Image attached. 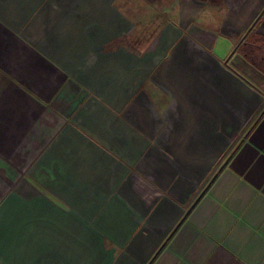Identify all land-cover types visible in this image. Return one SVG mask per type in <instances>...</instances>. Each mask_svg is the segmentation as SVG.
<instances>
[{
    "label": "crops",
    "instance_id": "0c3cea01",
    "mask_svg": "<svg viewBox=\"0 0 264 264\" xmlns=\"http://www.w3.org/2000/svg\"><path fill=\"white\" fill-rule=\"evenodd\" d=\"M175 1L0 0V264H264V0Z\"/></svg>",
    "mask_w": 264,
    "mask_h": 264
},
{
    "label": "rangeland",
    "instance_id": "374dc122",
    "mask_svg": "<svg viewBox=\"0 0 264 264\" xmlns=\"http://www.w3.org/2000/svg\"><path fill=\"white\" fill-rule=\"evenodd\" d=\"M120 6L130 14L136 23V28L129 35V41L143 43L151 40L160 27L168 20L176 17L175 0H118ZM254 23V21H253ZM259 49L255 50V56L264 55V42L259 40ZM261 48L263 50H261ZM261 50V51H258ZM231 52V51H230ZM241 57V54H236ZM236 66V65H235ZM264 66V61H263ZM264 68V67H263Z\"/></svg>",
    "mask_w": 264,
    "mask_h": 264
},
{
    "label": "flooded vegetation",
    "instance_id": "af4514ba",
    "mask_svg": "<svg viewBox=\"0 0 264 264\" xmlns=\"http://www.w3.org/2000/svg\"><path fill=\"white\" fill-rule=\"evenodd\" d=\"M264 17V5H263V7L260 9V11L258 12V14H257V16H256V18H255V20H254V23H253V26H257V25H259L261 22H262V18ZM260 38H263V37H260ZM259 47L260 46H258V49H259ZM261 50H263L262 48H261ZM261 50H258V51H261ZM255 58H256V65H257V67L261 70H264V66H263V61H264V55H259L258 54V56L256 55L255 56Z\"/></svg>",
    "mask_w": 264,
    "mask_h": 264
},
{
    "label": "water",
    "instance_id": "95a60500",
    "mask_svg": "<svg viewBox=\"0 0 264 264\" xmlns=\"http://www.w3.org/2000/svg\"><path fill=\"white\" fill-rule=\"evenodd\" d=\"M147 264H149V262Z\"/></svg>",
    "mask_w": 264,
    "mask_h": 264
}]
</instances>
